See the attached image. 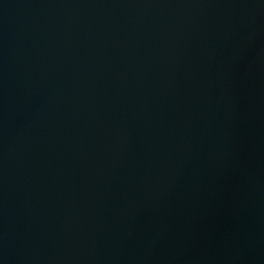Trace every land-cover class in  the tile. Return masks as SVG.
Listing matches in <instances>:
<instances>
[{
	"label": "water",
	"instance_id": "water-1",
	"mask_svg": "<svg viewBox=\"0 0 264 264\" xmlns=\"http://www.w3.org/2000/svg\"><path fill=\"white\" fill-rule=\"evenodd\" d=\"M0 264H264V0H0Z\"/></svg>",
	"mask_w": 264,
	"mask_h": 264
}]
</instances>
